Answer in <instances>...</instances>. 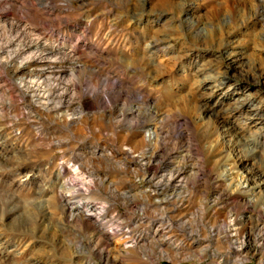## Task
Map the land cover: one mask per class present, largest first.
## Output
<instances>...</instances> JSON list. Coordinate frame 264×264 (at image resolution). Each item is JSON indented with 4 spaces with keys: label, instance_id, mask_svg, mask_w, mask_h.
Instances as JSON below:
<instances>
[{
    "label": "rangeland",
    "instance_id": "374dc122",
    "mask_svg": "<svg viewBox=\"0 0 264 264\" xmlns=\"http://www.w3.org/2000/svg\"><path fill=\"white\" fill-rule=\"evenodd\" d=\"M174 3L75 0L72 7L79 11L49 14L39 8L38 0H0V56L12 53L0 65V93L8 117H19L0 122V164L11 168L19 158L15 171L20 175L36 170L51 177L43 191L45 203L34 207L31 219L17 221L29 229L34 225V233L0 234L2 264H124L119 254L125 233L140 242L150 236L151 245L170 229L177 235L186 232L190 219L199 226L201 197L207 199L203 219L217 226L212 231L213 248L201 264H225L238 255L241 264H260L264 247L256 243L264 241V26L245 18L248 0H187L185 11L220 26L207 38L193 39L180 32L166 41L161 37L162 44L171 47L157 57L154 67L143 58L144 43L162 31V25L152 23L156 14L167 8L166 16L171 17ZM227 13L235 19L224 26ZM87 18H94L90 25ZM33 35L40 39L33 42ZM71 70L95 80L105 75L118 78L132 88L150 75L143 91L145 100L151 98L155 105L130 119L127 111L97 108L65 129L52 121L54 112L38 108L34 101L38 96L44 99L41 93L54 85L47 97L49 108L61 102L59 111L71 110L64 91L70 88L65 81ZM205 76L213 79L204 80ZM33 79L42 82L40 86L21 93L16 82ZM17 93L23 103L17 101ZM148 132L155 133L152 142L146 139ZM73 134L80 141L72 145L74 153L91 164L87 174L109 203L106 220L99 222L95 213L90 216L79 208L99 206L82 192L72 201L59 195L60 181L51 170L58 160L57 147L42 145ZM189 139L192 158L182 164ZM198 156L203 157V171L193 181L190 172ZM170 174L184 178L187 187L175 183L153 196L156 184ZM27 184L28 194L35 197L44 180L34 175ZM155 198L168 202L160 205ZM229 211L242 217L237 220L246 244L241 253L215 251L223 243L217 241ZM10 223L6 218L4 224ZM77 234L86 238L88 250L73 256L65 240ZM182 238L185 248L195 249L192 239ZM128 264H138V255L129 257Z\"/></svg>",
    "mask_w": 264,
    "mask_h": 264
},
{
    "label": "clouds",
    "instance_id": "9594fccd",
    "mask_svg": "<svg viewBox=\"0 0 264 264\" xmlns=\"http://www.w3.org/2000/svg\"><path fill=\"white\" fill-rule=\"evenodd\" d=\"M128 2L130 0H126V3ZM137 2L139 3V0ZM248 2L250 7L247 8L245 18H255L259 24L264 26V0H248ZM38 3L39 8L47 11L49 14H53L58 10L69 13L80 10L79 8L72 7L75 0H72V3H69V0H38ZM186 4L187 0H175V3L172 5L174 11L171 17L166 16L167 8H165L158 12L156 18L152 20L153 24L163 26L161 32H158L156 36L146 40L144 43L143 58L154 67L157 66V57L166 54L171 47L170 44H162L161 37L166 41L171 34L180 32L191 36L193 39L207 38L220 26L210 21L205 22L197 19L196 13L191 10L185 11ZM92 19L94 18H87L89 25L92 23ZM234 19L231 13H227L222 23L224 26H229L234 22ZM31 39L35 42L40 37L33 35ZM154 45L162 46L154 49ZM11 57L12 53H9L8 56H0V65H4ZM30 58L26 57L25 59ZM23 63L24 61H21V66H23ZM140 71L143 72V69H140ZM0 74H2V68H0ZM210 79H213V77H204V80ZM149 80L150 75H144L140 79L139 87L132 88L131 86H125L118 78L114 79L105 75L95 80L91 76H77L75 71L71 70V75L65 81V84L70 86V88H65L64 90L69 94V99L65 103H67L71 110L66 108L65 111H59L62 107L61 102L55 103L52 105V108L48 107L49 102L47 97L51 94L50 88L54 87V85H50L49 89L41 93L44 99H41L37 107L45 109L49 113L54 112L55 114L51 116L52 121L59 123L65 129L68 128L71 122L82 120L97 108L102 111L115 113H120L121 110H124L128 112L130 119L133 113L143 111L146 107L155 105V102L151 98L145 100L146 94L143 88ZM41 83L35 79L28 82L23 80L16 82L23 94H27L33 87H39ZM21 93H17V101L23 103ZM33 99H35V96ZM4 102V96L0 93V122L6 118L18 120V116L8 117L3 109ZM7 102L9 104L13 103V98L11 96L7 97ZM77 110L79 114H77ZM18 133L19 129H17ZM145 136L146 139L151 138L152 133L148 132ZM78 142L80 141L74 134L70 136L61 135L51 143L42 146L51 148L55 144L57 147L58 160L55 162L54 169L51 170L57 172L60 181L59 195L66 196L72 201L82 192L83 196L89 201L98 203L101 211H103L109 207V203L106 198L100 197V189L97 187L95 179L87 174V170L91 168V164L74 153L72 145ZM188 143L189 150L185 152V159L181 161L182 164L192 158L191 148L193 144L191 139H189ZM156 144L158 145V141H156ZM61 145L66 146L62 147ZM75 159H79L80 162H74ZM202 160L203 157L198 156L192 164L190 177L193 181L198 179L200 172L203 171ZM19 163V158H17V164L14 167L9 168L0 164V234L6 231L18 232L22 236L33 234L35 231L34 225L29 229L23 223L18 225L17 221H23L25 217L31 219L34 207L45 203L43 191L47 188L48 181L51 177L43 171L37 172L36 170L30 171L25 175H20L15 171V167H18ZM65 169L68 170L67 174H65ZM34 175H39L44 180L39 195L35 197L30 196L27 191L29 188L27 182ZM186 195H191L190 189L186 192ZM206 204V197H201L198 201V209L201 213L199 226H196L195 222L190 219L185 222L188 224L187 231L179 235L176 234L174 229H170V232L166 233L162 240H157L155 243L149 245L148 241L151 239L150 236H146L143 242L138 243L132 234L125 233L122 236L123 249L119 254L120 259L124 261V264H128V258L136 254L138 255V264H161V261L165 260L167 264H201L202 257L213 248L212 231L217 227L215 224L208 223L203 219L206 213ZM6 218L10 219L11 222L7 226L4 224ZM238 219H242V217L229 211L226 221L221 226L222 232L217 241L218 244L221 241L223 243L215 251L229 253L235 249L238 253L243 252L246 244L245 238L240 234V226L237 224ZM261 234L264 235V232ZM185 236L193 240L194 245H196L195 249L189 250L185 248V240L182 238ZM84 239L86 238L80 237L78 234L74 238H66L65 244L68 248L73 249V256L88 250L83 243ZM201 241L204 242L202 246L200 245ZM256 247H264V241H258ZM225 264H241V257L238 255L234 259L225 261ZM260 264H264V256L261 257Z\"/></svg>",
    "mask_w": 264,
    "mask_h": 264
},
{
    "label": "bare ground",
    "instance_id": "6f19581e",
    "mask_svg": "<svg viewBox=\"0 0 264 264\" xmlns=\"http://www.w3.org/2000/svg\"><path fill=\"white\" fill-rule=\"evenodd\" d=\"M36 49V48H35ZM31 51V50H30ZM21 70H19L20 72H22L24 69H26V67H24V68H20ZM18 73V72H17ZM23 74V73H22ZM221 86V85H220ZM40 95V94H39ZM41 97H37V99H36V101H34L37 105L40 103V101H41V99H40ZM43 99V98H42ZM49 107V106H48ZM30 112H33V109H30L29 110ZM152 133V136H151V138H148V140H149V142H152L153 140H154V138H155V133L154 132H151ZM133 150L132 149H130V153L132 152ZM178 174V173H177ZM171 178V179H170ZM177 184V186L176 187H185L186 186V180H184V178H180L179 176L178 177H176L174 174H170V175H167V176H163L162 178H161V180L156 184V187L158 188L157 190H156V192L153 194V196H155V197H158V192L160 191V190H164L165 188H171V187H173L174 186V184ZM247 187V186H246ZM249 188V187H248ZM252 190V189H251ZM113 193H115L116 194V191L115 190H113L112 191ZM155 201L157 202V203H159L160 205H162L163 203H164V201L165 202H168V199H165V200H160V199H158V198H155ZM79 208H82V209H85L84 211L88 214V215H90V216H92V215H94V213H95V215L97 216V218H98V221L100 222V221H103L105 218H106V215L108 214V208H106V209H104L103 211H101V209H100V206H97V205H85V204H79ZM106 220V219H105ZM112 220V219H111ZM102 223V222H101ZM118 233H119V231H117ZM160 231L159 230H157L156 231V234L157 233H159ZM158 235V234H157ZM155 239V238H154ZM141 240V239H140ZM140 240L139 239H137V241H138V243H140Z\"/></svg>",
    "mask_w": 264,
    "mask_h": 264
}]
</instances>
